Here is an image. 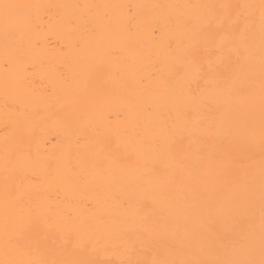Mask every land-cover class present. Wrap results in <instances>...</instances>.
I'll list each match as a JSON object with an SVG mask.
<instances>
[{"label": "bare ground", "instance_id": "1", "mask_svg": "<svg viewBox=\"0 0 264 264\" xmlns=\"http://www.w3.org/2000/svg\"><path fill=\"white\" fill-rule=\"evenodd\" d=\"M0 264H264V0H0Z\"/></svg>", "mask_w": 264, "mask_h": 264}]
</instances>
